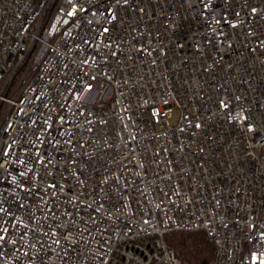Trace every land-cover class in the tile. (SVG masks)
I'll list each match as a JSON object with an SVG mask.
<instances>
[{
	"label": "built area",
	"instance_id": "built-area-1",
	"mask_svg": "<svg viewBox=\"0 0 264 264\" xmlns=\"http://www.w3.org/2000/svg\"><path fill=\"white\" fill-rule=\"evenodd\" d=\"M174 231L264 264V0H0V264H188Z\"/></svg>",
	"mask_w": 264,
	"mask_h": 264
},
{
	"label": "trees",
	"instance_id": "trees-1",
	"mask_svg": "<svg viewBox=\"0 0 264 264\" xmlns=\"http://www.w3.org/2000/svg\"><path fill=\"white\" fill-rule=\"evenodd\" d=\"M177 257L188 264H213L215 246L204 231H174L165 236Z\"/></svg>",
	"mask_w": 264,
	"mask_h": 264
},
{
	"label": "rangeland",
	"instance_id": "rangeland-1",
	"mask_svg": "<svg viewBox=\"0 0 264 264\" xmlns=\"http://www.w3.org/2000/svg\"><path fill=\"white\" fill-rule=\"evenodd\" d=\"M179 116V111H176L175 114H174V117L173 119L171 120V122L174 124L175 121L177 120V117Z\"/></svg>",
	"mask_w": 264,
	"mask_h": 264
}]
</instances>
